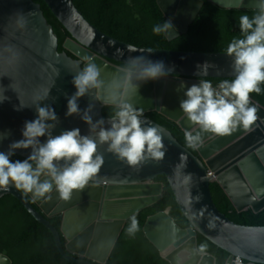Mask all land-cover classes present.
Masks as SVG:
<instances>
[{"label":"water","instance_id":"1","mask_svg":"<svg viewBox=\"0 0 264 264\" xmlns=\"http://www.w3.org/2000/svg\"><path fill=\"white\" fill-rule=\"evenodd\" d=\"M44 1L70 33L63 42V51L59 50V35L41 2L0 0V93L4 92L7 97L0 103V133H10L0 142V151H8L12 142L23 138L25 121L37 117V103L55 109L59 123L53 135L73 128H79L82 135L88 134L89 126L79 115L65 113L67 99L76 91L73 77L89 61L102 68L103 85L81 97L78 103L81 110L92 104L93 121L104 118L105 126H109L110 116L104 115V107L129 98L121 69L130 57L145 56L153 61L162 60L172 72L167 77L141 83L130 102L143 109L146 126L160 130L167 152L162 161H149L134 168L106 151L107 145H102L98 148L104 156L100 172L83 190H74L71 200L60 199L54 190L51 199L34 201L32 194L14 186L0 190V199L6 194L18 198L52 232L59 251L73 264H106L127 220L163 198L165 183L156 178L165 175L177 204L192 226H180L170 213L171 207L147 218L144 233L162 257L176 264L174 256L191 243L198 256L194 264H217L216 254L198 251L201 233L229 253L225 264H244L240 259L246 264H264V225H244L229 218L216 204L211 189V183L217 181L238 212L250 208L255 213L264 210V140L251 144L255 139H247L250 135L238 138L244 133L242 127L225 136L202 133L203 143L192 152L171 130L146 114L157 111L178 123L184 131H199L183 114L180 101L186 98V88L201 79L234 78L232 61L226 51H187L131 44L93 24L74 0ZM157 1L174 25L172 32L166 34L173 40L188 32L206 0ZM208 1L228 9H257V0ZM204 62L214 67H209L206 75H198L197 65ZM182 82L185 88H180ZM20 103L28 107L16 110ZM251 103L258 109L253 123L256 126L264 120V106L252 97ZM45 139L41 137L42 142ZM30 152V148L15 150L24 159ZM188 176L190 180H186ZM53 216L61 218L59 228L49 219ZM160 217L165 219V225L156 235L151 223ZM0 264H12V259L0 252Z\"/></svg>","mask_w":264,"mask_h":264},{"label":"clouds","instance_id":"2","mask_svg":"<svg viewBox=\"0 0 264 264\" xmlns=\"http://www.w3.org/2000/svg\"><path fill=\"white\" fill-rule=\"evenodd\" d=\"M255 7L258 10L255 15L240 17L241 35L234 37L226 48V55L232 61L230 67L234 78L223 79L216 87L210 80L201 79L184 91L186 98L180 101L179 107L191 125L199 129L195 133H184L190 148H198L203 143L202 133L225 136L240 127L248 129L257 120L258 109L251 103V94H260L261 84H264V0H257ZM173 29L171 20H167L155 25L153 32L157 35L169 34ZM148 51L151 52V49ZM209 67L214 65L209 62L198 64L197 74L206 75ZM102 71L96 63L89 61L73 77L76 91L67 99L65 115H79L89 126L88 134L82 135L79 128H73L53 135L59 117L51 106L42 107L37 103V117L25 121L23 138L12 142L8 151H0V190L14 186L26 194H32L34 201L51 199V193L55 190L60 199L69 201L74 190H83L100 172L104 156L98 148L102 145H107L106 151L134 168L149 161L164 159L167 148L160 130L145 125L143 109L135 107L130 97L137 95L141 83L167 77L172 68L166 67L162 60L153 61L145 56L130 57L121 69L129 98L116 102V110L107 120V127L104 118L93 121L92 104L81 110L78 103L81 97L103 85ZM180 88H185L183 82ZM44 98H47V94ZM6 99L4 92L0 93V103ZM23 107L28 106L20 103L16 110ZM9 134L0 133V142ZM41 137L46 139L42 142ZM21 148H30V154L23 160H13L15 150ZM190 179V176L186 177V180ZM130 220L127 233L135 235L139 231V221L135 215ZM206 249L207 244H201L198 251L203 253ZM239 261L247 263L241 259Z\"/></svg>","mask_w":264,"mask_h":264},{"label":"trees","instance_id":"3","mask_svg":"<svg viewBox=\"0 0 264 264\" xmlns=\"http://www.w3.org/2000/svg\"><path fill=\"white\" fill-rule=\"evenodd\" d=\"M42 8L50 23L59 35V50L63 51V42L70 33L63 27L52 13L44 0ZM84 15L97 27L106 33L124 41L151 48H167L187 51H226L227 45L234 37L241 35L239 19L242 15H255L254 8H224L206 0L188 32L169 40L166 34L157 35L153 27L167 21L157 0H74ZM213 86H218L222 78L206 77ZM233 79V78H228ZM261 93H252L251 97L264 105V84ZM116 105H108L103 109L105 116H112ZM156 122L172 131L173 135L188 147L185 131L175 121L157 111L146 113ZM13 160L24 158L18 154ZM157 181L165 183L164 196L158 202L146 207L135 216L139 221V231L129 235L130 218L106 264H170L161 256L156 246L146 237L144 225L147 218L158 211L171 207V215L182 227L192 226L175 200L174 193L165 175H159ZM213 196L218 207L229 218L244 225H264V210L255 213L251 208L238 212L222 186L214 181L211 183ZM59 228L61 218H49ZM63 242L65 239L62 237ZM207 244L206 251L216 254L217 264H225L229 253L203 234H198V246ZM0 252L10 256L12 264H73L59 251L54 235L40 223L23 205L11 194L0 199ZM79 264V263H76Z\"/></svg>","mask_w":264,"mask_h":264},{"label":"bare ground","instance_id":"4","mask_svg":"<svg viewBox=\"0 0 264 264\" xmlns=\"http://www.w3.org/2000/svg\"><path fill=\"white\" fill-rule=\"evenodd\" d=\"M243 136L244 137L248 136L247 139L254 137L255 142L251 144H256L264 140V120H261V124H257L256 126L252 125L248 129L244 128V133L238 138H241ZM164 225H165V219L163 217L154 219L153 222L151 223V230L157 235L159 230L164 229ZM169 252H171V250ZM197 259L198 256L194 253L191 243L180 248V252L174 256V260L176 264H194ZM183 260H191L192 263L190 262L184 263Z\"/></svg>","mask_w":264,"mask_h":264}]
</instances>
